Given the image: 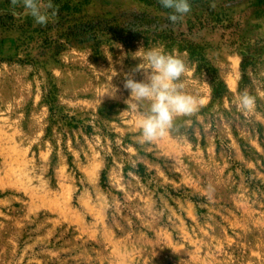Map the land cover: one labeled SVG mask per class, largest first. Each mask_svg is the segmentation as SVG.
<instances>
[{
  "label": "rangeland",
  "instance_id": "obj_1",
  "mask_svg": "<svg viewBox=\"0 0 264 264\" xmlns=\"http://www.w3.org/2000/svg\"><path fill=\"white\" fill-rule=\"evenodd\" d=\"M73 1L90 17L146 15L152 31L199 44L226 91L213 100L189 53L139 37H103L98 58L90 40L42 48L12 26L28 16L22 3L0 0V264H264V0H190L175 27L158 0ZM151 48L184 60L178 83L203 103L140 143L149 102L123 82Z\"/></svg>",
  "mask_w": 264,
  "mask_h": 264
},
{
  "label": "clouds",
  "instance_id": "obj_2",
  "mask_svg": "<svg viewBox=\"0 0 264 264\" xmlns=\"http://www.w3.org/2000/svg\"><path fill=\"white\" fill-rule=\"evenodd\" d=\"M161 7L172 10L167 20L175 27L191 12L190 0H158ZM13 4L22 3L25 14L31 16L35 23L46 25L48 15L42 11L40 0H12ZM48 7L52 4L49 0ZM135 31V30H134ZM142 47L139 49V51ZM138 51V52H139ZM144 61L148 67L137 66L125 74L123 88L130 92V98L138 104L149 102L148 112L139 121L140 143H150L167 135L175 127L179 117H191L199 111L202 100L183 91V85L178 83L187 71L183 59L165 53L160 48H151L144 53ZM140 72L142 79H136L135 73ZM107 94L115 96L118 91ZM256 98L246 90L239 96L238 107L241 111H251ZM214 191L209 186V192Z\"/></svg>",
  "mask_w": 264,
  "mask_h": 264
},
{
  "label": "trees",
  "instance_id": "obj_3",
  "mask_svg": "<svg viewBox=\"0 0 264 264\" xmlns=\"http://www.w3.org/2000/svg\"><path fill=\"white\" fill-rule=\"evenodd\" d=\"M50 2L52 4L51 8L48 7L49 0H46L48 9H42L49 16L46 25L42 26L38 24L37 27H33L34 19L29 15L20 24H16L15 20L12 19L13 28L22 33L20 38L27 34L25 38H30L28 37L30 32L38 33L41 37L42 48H49L53 44H56V39H64L66 43L77 45L84 44L90 40L92 42L90 47L94 52L95 58L101 56L99 41L103 37H108L109 40L113 41L119 40L126 44L134 41L135 37H139L144 41L146 46L150 44H162L166 48L177 46L180 51H186L191 58L198 61L204 69L206 68V72L210 75L213 100L222 97L226 91L225 84L218 76L217 71L214 67L208 66L203 53L204 47L185 38H177L172 31L159 30L157 27L152 31L151 24L154 23V20L146 17V15L133 16L132 21L124 22V19H127L125 16L107 18L104 16L90 17L85 15L82 11L83 3H75L73 0H50ZM77 15L80 16L76 17ZM53 31L55 32V38L50 35ZM25 38L19 40L23 42ZM4 42V40L0 41V46ZM55 46L57 47V45ZM26 56L28 57L27 61H33L29 53ZM243 57L244 62L247 64L250 59L246 56ZM15 58L23 62L19 57H10L9 60L12 61ZM49 86L50 89L48 90L46 99L48 103H53L56 97V87L53 84ZM51 110L53 111V109ZM54 110L58 111L56 108ZM52 117H55V111L52 112ZM60 118L75 121L73 117L69 116H60Z\"/></svg>",
  "mask_w": 264,
  "mask_h": 264
}]
</instances>
